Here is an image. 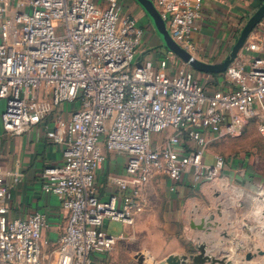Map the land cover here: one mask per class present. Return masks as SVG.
Instances as JSON below:
<instances>
[{"label": "built area", "instance_id": "1", "mask_svg": "<svg viewBox=\"0 0 264 264\" xmlns=\"http://www.w3.org/2000/svg\"><path fill=\"white\" fill-rule=\"evenodd\" d=\"M203 1L153 0L174 42L193 57ZM261 27L259 42L244 47L224 73L229 89L209 90L184 62H138L144 30L123 12L122 0H0L4 132L26 134L69 105L50 129L64 148L63 163L43 173V191L67 213L65 229L52 242L44 214L13 219L1 205L0 264H101L119 238L107 234L106 221L134 225L156 176L167 174L172 192L187 174L196 183L218 179L226 162L211 144L236 134L242 120L256 121L264 138V21ZM185 140L190 151L181 149ZM109 153L126 155L125 176L102 200L97 175ZM13 177L0 172L1 202L11 196ZM251 194L264 203V185Z\"/></svg>", "mask_w": 264, "mask_h": 264}, {"label": "crops", "instance_id": "2", "mask_svg": "<svg viewBox=\"0 0 264 264\" xmlns=\"http://www.w3.org/2000/svg\"><path fill=\"white\" fill-rule=\"evenodd\" d=\"M122 5L123 12L131 14L144 30L137 48L141 61L154 60L156 67L160 59L169 58L175 65H182L183 61L163 43L140 4L136 0H122ZM263 5L264 0H204L198 19L199 31L193 36L197 49L194 58L210 65L222 64L230 56L249 20ZM261 23L249 35L244 47L259 42L263 35ZM187 72L206 89H229L224 73H202L189 65ZM216 75L219 77H214ZM55 118L49 116L43 123L19 136L6 134L0 121V172L14 173V177L8 179L11 196L4 202L0 201V206L7 207L9 217L13 219H25L34 213L44 214L48 224L45 236L52 242L59 239L67 224V213L62 209L60 200L43 191L44 171L63 163V146L54 144L50 139ZM126 162V155L108 154L107 162L97 175L102 200L116 194L115 180L125 176ZM242 172L241 165L231 162L226 163L225 171L213 183L206 180L196 183L193 176L187 174L176 184L173 192V183L169 178L156 176L145 190L149 206L144 215L152 218L154 225V210L163 204L166 226L165 229L155 228L157 237L154 236V226L151 228L152 241L164 242L145 249L151 260L159 263L170 256L198 255L199 247L205 246L206 255L227 258L233 264L264 263V257L260 259L261 263L244 260L251 250L264 249V203L251 194L256 185L242 179ZM210 223L214 227L207 232ZM197 226H205L206 230H198ZM130 229L140 230L141 236L149 231L140 220L129 226L127 231ZM99 258L102 259V256Z\"/></svg>", "mask_w": 264, "mask_h": 264}, {"label": "rangeland", "instance_id": "3", "mask_svg": "<svg viewBox=\"0 0 264 264\" xmlns=\"http://www.w3.org/2000/svg\"><path fill=\"white\" fill-rule=\"evenodd\" d=\"M8 3H12L14 0H6ZM103 0H101L102 2ZM154 4L153 0H151ZM149 16V15H148ZM151 20V17H149ZM152 21V20H151ZM153 24V22H152ZM154 25V24H153ZM184 50V49H183ZM141 59L138 57V62ZM67 113L69 105L64 104L59 109L55 110L54 114L50 117H55L59 111ZM211 137V136H210ZM164 138V134L154 136V139L161 141ZM213 138H216L213 136ZM181 149L183 151L191 150V142L187 140L182 144ZM211 153H216L222 156L226 163L238 164L242 166L243 172L242 179L249 180L250 183L259 186L264 185V138L260 135L256 121H241V127L234 135H226L223 138H216V141L212 142L210 147ZM163 178H168L167 174H161ZM207 183H213L215 180L206 179ZM165 205L160 204V207L154 210V225H152L153 219L145 217L144 214L138 216L135 220H140L145 225V229L149 230L145 235L141 236L140 230L137 232L134 230L127 231L128 227L120 222L106 221L105 231L109 236L116 237L118 240L111 252L102 256V259H97L101 264H153L149 253L145 249L150 248L151 245L160 246L164 242H159L154 239L152 241L151 228L154 226V236H159L156 227L164 228L166 226L165 218ZM150 214V213H149ZM149 220V221H148ZM134 222V223H135ZM133 226V225H132ZM160 230V229H159ZM264 249L255 248L251 253L254 255ZM246 256V255H245ZM244 256V257H245ZM143 258V262L140 258ZM262 257L256 255L255 261L262 262ZM262 264H264L262 262Z\"/></svg>", "mask_w": 264, "mask_h": 264}, {"label": "water", "instance_id": "4", "mask_svg": "<svg viewBox=\"0 0 264 264\" xmlns=\"http://www.w3.org/2000/svg\"><path fill=\"white\" fill-rule=\"evenodd\" d=\"M140 6L145 10V12L151 17V20L153 24L155 25L160 38L162 39L163 43L166 45L168 50L176 55L179 59H181L185 64L192 67L194 70H197L202 73H208V74H221L225 73L228 69V67L238 58L240 51L245 46V43L247 41V38L249 35L253 32V30L256 28L258 24L261 23V21L264 19V5L259 8V10L256 12V14L249 20L247 25L242 31V34L236 43V45L233 47L232 52L230 56L219 65H210L204 62H201L197 59H195L191 54L183 50L180 46H178L172 37L170 36L166 24L161 18L159 12L157 11L155 5L152 3L151 0H136ZM212 220L215 219L214 216L211 218ZM207 232L211 231V228L214 227L213 224H209ZM198 230H206L205 226H197ZM206 247L200 246L199 247V254L198 255H191V256H181V257H174L170 256L166 258L165 260L159 262V263H153V264H233L232 262L228 261L227 258L219 259L217 257H212L206 255ZM260 257H264V252L260 251L258 254ZM253 253H248L244 257V260L247 262H251L256 257ZM143 258H140V261L143 262Z\"/></svg>", "mask_w": 264, "mask_h": 264}, {"label": "trees", "instance_id": "5", "mask_svg": "<svg viewBox=\"0 0 264 264\" xmlns=\"http://www.w3.org/2000/svg\"><path fill=\"white\" fill-rule=\"evenodd\" d=\"M214 77H216V78H217V77H219V76H218V75H216V76H214Z\"/></svg>", "mask_w": 264, "mask_h": 264}]
</instances>
